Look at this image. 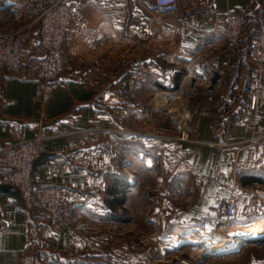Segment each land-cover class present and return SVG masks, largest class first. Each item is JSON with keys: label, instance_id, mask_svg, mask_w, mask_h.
<instances>
[{"label": "crops", "instance_id": "obj_1", "mask_svg": "<svg viewBox=\"0 0 264 264\" xmlns=\"http://www.w3.org/2000/svg\"><path fill=\"white\" fill-rule=\"evenodd\" d=\"M263 1L179 0L173 10H148L141 0H70L75 12L68 48L73 69L62 75L49 102L37 98L34 79L0 71V149L45 135L44 152L55 157L34 169L36 183L60 188L67 203H82L93 227L85 231L55 225L49 214L0 195V264H105L103 258L117 257L112 231L132 225L135 208L142 212L141 222H151L150 211H158V220L168 221L170 244H181L183 231L216 215L238 165L244 172L237 218L249 222V211L238 214L241 198L254 193V199L264 200V188L263 183L244 184L243 178H263L264 146L242 142L264 132V76L263 102L253 113L248 85L258 64L251 43L242 38L231 51L221 30L225 15L233 11L246 20L258 18L260 25ZM20 26L14 19L0 21L2 31ZM103 36L111 45L96 46L94 41ZM37 39L34 30L28 46ZM195 63L218 70L223 86L190 95L192 139L135 134L152 126L171 130L154 120L157 110L151 100L172 92L176 73ZM179 92L184 102L191 91ZM95 126L104 130L92 131ZM114 138L126 142V156L117 153ZM220 139L227 145H219ZM155 153L168 166L164 182L170 185L156 201L141 185L145 180L163 183L150 170ZM125 172L138 181L129 182ZM179 179L187 181L184 194L189 198L170 195Z\"/></svg>", "mask_w": 264, "mask_h": 264}, {"label": "built area", "instance_id": "obj_2", "mask_svg": "<svg viewBox=\"0 0 264 264\" xmlns=\"http://www.w3.org/2000/svg\"><path fill=\"white\" fill-rule=\"evenodd\" d=\"M141 4L148 10H173L179 5V0H141ZM262 19L257 36L250 45V53L258 68L248 85V108L256 113L262 102L261 94L264 76V1L262 3ZM74 9L70 0H0V21L7 22L14 19L21 26L8 31L0 30V71L6 70L14 75L24 74L26 78L36 81V96L47 104L56 89L62 75L73 69V60L69 46L74 40L73 21ZM244 16L239 12H228L224 18L222 35L227 40L229 50H235L244 36ZM34 30L38 31V39L33 46H28L33 38ZM98 47L111 45L109 37L103 36L94 41ZM187 73L195 70L191 92L201 79L212 91L216 86H223L221 73L209 65H185ZM175 68H172L174 70ZM189 92V93H191ZM188 93V94H189ZM176 95L175 92H165ZM185 122L181 139L190 141L193 133L192 116L186 110L178 117ZM104 128L95 126L92 131H103ZM47 137L43 134L33 139H22L15 146L0 149V184L14 186L22 198L25 208H38L51 216L55 225H74L75 229H86L85 215L82 203H67L63 200L60 188L48 187L35 191L34 169L35 163L44 152L43 143ZM260 143L264 146V132H255L251 138L242 142L243 145ZM219 145H227L220 139ZM126 169H131L127 166ZM244 169L237 166L235 169L232 187L223 199L215 216L206 217L203 222L191 227L194 237L203 234L216 225L226 226L235 224L237 218L238 195L242 188L240 176ZM129 182L130 174L126 173ZM134 181V180H133ZM187 190V181L179 179L171 188V195L179 197ZM244 239V238H243Z\"/></svg>", "mask_w": 264, "mask_h": 264}, {"label": "rangeland", "instance_id": "obj_3", "mask_svg": "<svg viewBox=\"0 0 264 264\" xmlns=\"http://www.w3.org/2000/svg\"><path fill=\"white\" fill-rule=\"evenodd\" d=\"M258 23V18L251 22L249 32L243 37L246 42L251 40L250 32L255 29ZM184 89L187 90L186 88ZM189 90L191 89L189 88ZM206 90V84L200 79L194 88V92L186 94L187 96H185L184 102L181 101L179 96L168 94H164L154 101L151 100L152 110H157L154 120H158L160 124H165L167 127L171 128V130L163 129L158 131L154 130L152 126L149 131L137 130L134 131L135 134L146 133L150 134V136L154 134L163 135V137L166 136L167 138L172 136L181 138L185 128V122L178 117L189 109V97L191 94ZM175 93H177V91H175ZM136 94V91H133L131 96L136 98ZM113 142L116 144L117 153L126 156V153H124L126 142H122L120 138H114ZM152 144H155V146L159 145V143ZM154 150L153 147V151ZM157 150L160 149L156 148L155 151ZM163 159L161 155L155 153L150 163L152 166L150 170H153L154 178L157 174L161 175L163 183L158 185V183H152L150 180H145L144 183L141 182L142 187H145L149 192L151 200L159 199L158 197L162 196L159 194L160 191L167 190L170 186L167 182L168 180L164 182V179H167L166 174H168V166L167 164L166 166L162 164L164 161ZM145 162L147 163V161ZM161 164L162 167L160 168ZM121 171L124 172L125 169L121 168ZM134 171L136 172V169H134ZM132 180L135 182L138 181L135 176L132 177ZM261 188H264V183ZM182 196L189 198L188 195L185 194H182ZM262 197L260 199H254L253 193L250 196H243V199L241 198L238 214H240V210L249 211L251 215L249 216V222H244V224H242L243 222H238L239 219L236 218L235 224L229 226L219 224L216 225L215 228L211 226L207 232L197 234L195 235L196 237H194L191 228H189L181 233V238L183 239L181 244L176 242L170 244L167 237L168 234L165 233L168 221H166L165 217H163V222L159 221L160 213L158 211H150L152 218L151 222H141V218L139 217L142 216V212L135 208V222L128 227H119L112 231L111 246L113 249H116L117 257L108 260L103 258L102 261H104L105 264H264V235L256 240L243 239L248 228L264 223V200H262ZM165 223H167V225ZM83 224L86 226V229H83L85 231L93 227L92 223L86 220V218ZM215 244H227L235 246L236 248L210 251L212 245ZM126 250L128 251L127 257ZM94 261L96 264L99 260Z\"/></svg>", "mask_w": 264, "mask_h": 264}, {"label": "trees", "instance_id": "obj_4", "mask_svg": "<svg viewBox=\"0 0 264 264\" xmlns=\"http://www.w3.org/2000/svg\"><path fill=\"white\" fill-rule=\"evenodd\" d=\"M244 20H245V24H244V36H245L249 32V28H250L249 26L253 20L252 19L246 20L245 17H244ZM259 29H260V25L258 23V25L255 27V29L252 32H250V39H251L250 43H252L253 39L257 36ZM185 75H186V70L178 71L175 75V86L173 87V89H169V91H172V92L178 91ZM19 76H25V75L21 74ZM162 87H163V89H168L167 86H162ZM255 182L264 183V179L257 177V176H252V175H246L243 178L244 184H251V183H255ZM48 187H53V186H48V185L47 186H41L38 183H36V181H35V191L36 192L41 191V190L48 188ZM34 209L40 210L38 208H33L30 210H34ZM40 211H42V210H40ZM42 212H44V211H42ZM92 264H95V261H93ZM96 264H98V262H96Z\"/></svg>", "mask_w": 264, "mask_h": 264}, {"label": "bare ground", "instance_id": "obj_5", "mask_svg": "<svg viewBox=\"0 0 264 264\" xmlns=\"http://www.w3.org/2000/svg\"><path fill=\"white\" fill-rule=\"evenodd\" d=\"M196 73L194 71H192V74L187 75V77L185 78V82H183V86L182 89L186 88L187 90L184 89V91L187 93L191 90H189V88L191 89L192 83H193V79L195 78ZM264 235V223L262 225H255L251 228H248L247 232L244 234V239H258L259 237ZM232 248H236L235 246L232 245H212V248L210 251H214V250H224V249H232Z\"/></svg>", "mask_w": 264, "mask_h": 264}, {"label": "water", "instance_id": "obj_6", "mask_svg": "<svg viewBox=\"0 0 264 264\" xmlns=\"http://www.w3.org/2000/svg\"><path fill=\"white\" fill-rule=\"evenodd\" d=\"M53 157H55V154L43 152L35 163V169L43 167L47 164L48 160L52 159ZM0 195H7L19 202L20 205H23L22 198L14 186L0 184Z\"/></svg>", "mask_w": 264, "mask_h": 264}]
</instances>
